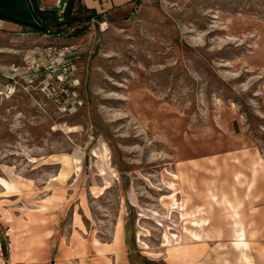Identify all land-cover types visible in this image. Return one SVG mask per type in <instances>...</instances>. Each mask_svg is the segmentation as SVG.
<instances>
[{
	"label": "rangeland",
	"instance_id": "rangeland-1",
	"mask_svg": "<svg viewBox=\"0 0 264 264\" xmlns=\"http://www.w3.org/2000/svg\"><path fill=\"white\" fill-rule=\"evenodd\" d=\"M74 14L51 27L60 38L0 35L3 259L12 240L49 248L31 243L30 221L49 210L51 240L67 244L105 241L123 223L131 264H264V0H137L115 21ZM52 44L75 48L68 109L19 79L25 50Z\"/></svg>",
	"mask_w": 264,
	"mask_h": 264
},
{
	"label": "crops",
	"instance_id": "crops-1",
	"mask_svg": "<svg viewBox=\"0 0 264 264\" xmlns=\"http://www.w3.org/2000/svg\"><path fill=\"white\" fill-rule=\"evenodd\" d=\"M69 2L70 0H0V16L5 18L0 35H29L30 31H40L34 29L37 25L58 28L50 25L54 14L59 16L64 11L65 16ZM136 2L137 0H79L77 5L82 6L84 10L100 14L109 21H115L129 17L136 7ZM48 211H33L30 221L33 227L31 236L34 239L31 243L38 245L46 242L49 248L43 254H33L20 250L16 246L18 242L12 240L8 259H3L0 246V264L49 260H54L57 264H131L123 223L114 226L110 238L105 241L95 236L89 240L74 238L67 244L63 239L51 240L59 233L54 226L59 217L51 215ZM239 219L246 220L245 214L242 217L240 215ZM216 235L218 234L215 232L210 233V236ZM247 235V231L239 230L236 243L241 244L243 241L240 237L245 239ZM256 235L261 237L263 233L259 231ZM76 259L77 263H73ZM246 264L253 263L248 261Z\"/></svg>",
	"mask_w": 264,
	"mask_h": 264
},
{
	"label": "built area",
	"instance_id": "built-area-1",
	"mask_svg": "<svg viewBox=\"0 0 264 264\" xmlns=\"http://www.w3.org/2000/svg\"><path fill=\"white\" fill-rule=\"evenodd\" d=\"M58 21L65 22L64 11L58 16ZM95 17L92 18V24H102ZM5 18L0 16V30L3 29ZM62 26H67L66 24ZM51 36L57 34L60 38L63 29L52 30L49 28L45 31ZM75 51L73 46L67 45H35L25 50L21 55L24 61L25 70L19 72V79H22L28 85H36L40 87L45 95L58 107L68 109L77 102V92L74 86V64L70 60L69 55ZM14 78L13 82L6 83L3 86L5 93L12 94L15 90ZM9 264H57L54 260L42 262H19Z\"/></svg>",
	"mask_w": 264,
	"mask_h": 264
},
{
	"label": "trees",
	"instance_id": "trees-1",
	"mask_svg": "<svg viewBox=\"0 0 264 264\" xmlns=\"http://www.w3.org/2000/svg\"><path fill=\"white\" fill-rule=\"evenodd\" d=\"M79 2V0H70V2L68 3V6L65 10V22H59L58 21V16L56 14H54V17L52 19L51 22V26H60V24H66L68 26H70L73 22H75L74 19H76V16H74V11H78V10H84L82 6H80L79 4L77 5V3ZM49 26H45V25H37L34 27L35 30H40V31H46L48 30ZM60 28V27H59Z\"/></svg>",
	"mask_w": 264,
	"mask_h": 264
}]
</instances>
